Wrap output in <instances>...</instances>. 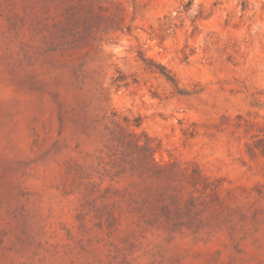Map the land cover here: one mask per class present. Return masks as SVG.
<instances>
[{"label":"rangeland","instance_id":"374dc122","mask_svg":"<svg viewBox=\"0 0 264 264\" xmlns=\"http://www.w3.org/2000/svg\"><path fill=\"white\" fill-rule=\"evenodd\" d=\"M0 264H264V0H0Z\"/></svg>","mask_w":264,"mask_h":264},{"label":"trees","instance_id":"16d2710c","mask_svg":"<svg viewBox=\"0 0 264 264\" xmlns=\"http://www.w3.org/2000/svg\"><path fill=\"white\" fill-rule=\"evenodd\" d=\"M156 68L159 69V73H160L162 76H164L169 82H172V83L175 82V78H174V76L171 75V72L168 71L165 67H162V66L157 67V66H156Z\"/></svg>","mask_w":264,"mask_h":264}]
</instances>
